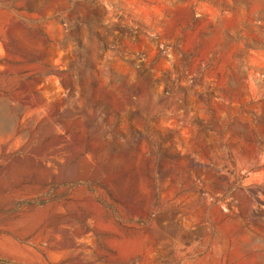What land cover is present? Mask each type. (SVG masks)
Segmentation results:
<instances>
[{"label":"rangeland","instance_id":"1","mask_svg":"<svg viewBox=\"0 0 264 264\" xmlns=\"http://www.w3.org/2000/svg\"><path fill=\"white\" fill-rule=\"evenodd\" d=\"M0 264H264V0H0Z\"/></svg>","mask_w":264,"mask_h":264}]
</instances>
